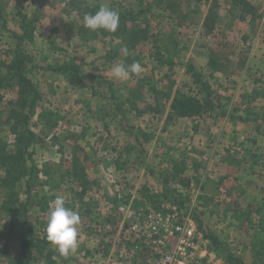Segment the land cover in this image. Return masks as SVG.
<instances>
[{"label": "rangeland", "instance_id": "374dc122", "mask_svg": "<svg viewBox=\"0 0 264 264\" xmlns=\"http://www.w3.org/2000/svg\"><path fill=\"white\" fill-rule=\"evenodd\" d=\"M99 1L117 11L148 8L145 19L129 21L126 25L128 29L146 28L149 38L127 48L125 56L121 51L126 47L125 42L86 29L83 15L92 12L76 8L69 0H0V78H6L0 87V144L5 151H15L19 145L23 147L25 142L21 135L26 130L30 129L35 135L28 147L29 156L25 151L24 162L19 163L23 174L18 180H13V174L8 176L6 166L0 163V224L5 230L0 237V264H18L22 216L9 212L4 202L10 196L25 201L28 177L32 199L27 204V215L37 234L32 232L30 238L35 242L42 240L38 250L28 252L31 264L78 263L77 252L61 257L46 240L48 213L57 196H64L65 206L79 212V238L81 234L89 238L90 233H94L101 213L104 218L112 217L122 228L129 226L125 239H137L142 230L148 229L152 219L163 221L176 207L181 216L189 214L202 235L209 233L217 238L215 248L224 262L234 255L245 264H264V259L255 255V245H263L261 239L264 240V224H259L264 208L256 212L252 207L258 201H262L259 205L264 207V135L261 136L264 134V99L250 100L254 94H264V0H247L255 8L251 6L243 12L225 6L228 2L240 5V0H174L178 5L174 13L167 10L164 4L167 0H163L161 6H155L158 4L154 0ZM87 2L90 9L96 0ZM209 7L215 13V24L212 32L207 33L202 22ZM12 33L19 35L21 41ZM235 48L250 54L244 71L235 63L229 66V69L235 67L230 75H225L229 70L213 74L202 68L210 51L230 54ZM193 52L198 56H193ZM16 54L23 60L24 74L38 94L32 110L29 104L33 91L23 94L26 106L22 112L29 115L26 122L10 115L12 108L19 109L14 101L21 95L17 82L6 77L13 73ZM121 61L126 65L139 62L141 73L124 82L115 79L111 69ZM64 66H70L71 71L59 70ZM193 80L219 85L215 90L221 89L223 92L218 94L223 97H227L229 88L231 95L236 96L229 110L233 107L234 112L250 120L246 128L238 123L236 129L247 135H259L247 136L246 143L250 146L246 149L237 147L236 143L229 144L226 160L223 159L227 163L222 169L214 163L209 170L204 163L199 166L202 173L198 172L190 157L196 158L189 150L182 153L185 158L176 160L180 153L174 148V121L168 126L160 119L149 120V132L144 123L141 124L144 120H140L139 111L120 106L121 110L116 112L113 108L112 96L116 99L131 96L144 101L150 98L148 92L172 96L175 83L182 85L181 91L198 95L201 91L191 85ZM228 81L230 86L225 85ZM134 86L139 90L129 93V87ZM161 87L164 90H159ZM225 116L228 115L216 116L217 125H221ZM161 128L162 132L169 130L155 136ZM241 151L245 156L242 159L238 158ZM214 154L215 161L219 162L218 154ZM74 157L81 164L77 163L84 173L86 188L72 173ZM237 159L243 160L239 168ZM176 166L181 177L193 175L194 180L187 187L174 181ZM239 169L243 172L244 184L238 176L237 180L229 178L230 174L239 173ZM212 178L217 181L211 192L200 193L202 182ZM141 179L143 183L135 188V183ZM245 184L248 187L245 188ZM176 189L183 196L174 194ZM132 192L144 195L142 205L134 207L133 217L123 222L122 210L130 213L133 205L125 198ZM113 193L117 195L115 202L109 199ZM110 204L113 207L110 208ZM119 238L125 240L122 234ZM82 249L86 250V260L84 263L80 259L78 264H105L94 260V256L101 257L106 264H123L120 258H114L115 263L108 261L111 252L97 256V253H86L88 248ZM121 255L123 253L119 257ZM150 263L153 264V260Z\"/></svg>", "mask_w": 264, "mask_h": 264}, {"label": "crops", "instance_id": "0c3cea01", "mask_svg": "<svg viewBox=\"0 0 264 264\" xmlns=\"http://www.w3.org/2000/svg\"><path fill=\"white\" fill-rule=\"evenodd\" d=\"M225 6H226V8L235 7V8H237V10L240 9V5L237 4V2H235L234 5L232 4V2H228V3H225ZM192 54H193V56H196L195 52H193ZM171 55H172V53H171ZM208 55L209 54H207V56H205L204 65L202 66V68L204 70L206 69L209 73L221 74V72H214L209 68V66H208ZM232 55H234V57ZM228 57L231 60V63L237 64L238 68H240V70H243V71H244V69H246V67L248 65L247 63L250 60V54H248L247 52H244V51H240L237 48H235V51L233 53L228 54ZM244 57H245L244 65L240 66L238 64V62L240 61V59H243ZM194 61H195V59H194ZM234 70H235V67L234 68L231 67L228 71V74H225V75L233 74L231 72H233ZM188 72H189V70H188ZM194 72H196V71H194ZM191 75H190V77H191ZM192 77H193V75H192ZM191 82H192L191 85L195 86V88H199L201 91V93H199L198 95L196 94V97L200 100V105H201L200 112L197 114H194L192 116H179V117H175L174 119L168 120L171 98H166V97H162L159 95H150V92H148V95L150 98H148L146 101L142 100L143 98L138 99V98H134L131 96L130 97L126 96L123 99H116L114 96H112V98H113L112 102L114 103L113 108L116 112H118V110L120 109V106L122 108H127V109L132 110V111L133 110L139 111L138 113H139L140 120H144V122L142 121L141 124L144 123V126L150 130L149 132H151V128L148 127L149 126V124H148L149 120L160 119L161 121H165V123L168 124V126H170L171 121H174V148H176L180 153V156L178 158H176V160H182L181 157L184 156V155H182V153L186 150H189L190 152L193 153V157L196 158V159H194V158L190 157V159L192 160V163H194L193 164L194 168L199 169L198 172H200V170H201V168L199 166H202L204 163L208 164L207 169H209V170H210V166L211 165L213 166L214 163H216L217 166L222 169V168H224V166L227 163L224 160H226V157H227L226 154L228 152L229 144L233 145V143L234 144L236 143L237 147L240 146V147H242V148L244 147L246 149L247 146H250L246 143V141L249 140V138L247 136H259V135L255 134V133H253L251 135H247V133H243V131L240 130L239 128L236 129L238 123L244 124V126L246 128L248 126V123L250 120L246 116H244L243 114H239V113L234 112L233 107L229 110L230 105L232 104V102L235 101V98H236L235 95H231L229 88H227V91H226L227 97H223V96H219V94H218V92H223L221 89L215 90V88H218L219 85H216V86L212 85L211 82H206L203 84L199 80L198 81L193 80ZM225 85L230 86L229 81L225 82ZM181 86L179 87L178 83H175L174 84V93L176 91L180 90ZM110 87H112L111 83H110ZM129 88H131V89H129V91H130L129 93H131V90H133V89L139 90L137 88V86L129 87ZM159 90H164V88L161 87V88H159ZM112 91H113V89H112ZM259 93H258V95L254 94V97L251 98L250 100L252 101L253 99H255V100L256 99L257 100L264 99V94H259ZM191 94L195 95V93H191ZM239 100H241V99H239ZM140 101H143V102H140ZM142 105H144V107H141ZM219 113H221L223 115L224 114L228 115V116H225L223 118V120L220 122L221 125L220 124L217 125V121H216V119L218 118V117L216 118V116L219 115ZM262 118L264 119V113L262 114ZM162 124H161V126L163 128ZM162 128L157 130V132L154 133L155 136L166 133L169 130V128H168L162 132ZM263 135L264 134H262L261 136H263ZM185 136H187V138H185ZM252 143H253V141H252ZM254 143H255V141H254ZM254 143H253V145H254ZM222 150H224L226 152H224ZM237 152H239V151H236V153ZM214 153L218 154L217 156H218L219 162H216L217 160L214 158V155H215ZM239 155L240 156L238 158H240V159L245 157V156H243L242 151ZM183 158H185V157H183ZM235 158H237V157H235ZM212 160H213V163H212ZM237 161H240V165H236L237 168H239L241 166V163H243V160L237 159ZM195 163H201V165L195 164ZM239 170H240V172L239 173L237 172L235 175H232L229 173L230 174L229 178H231L233 180H237L236 178L238 176L240 182L242 181L244 184V180L242 177L243 172H241V169H239ZM206 172L208 173V171H206ZM201 173H202V170H201ZM174 175L176 176L175 178H177L176 180H174V181H176L177 185H179L181 187L185 186L179 182V178H182L180 176V175H182V173H178L174 170ZM208 175H209V173L206 175V178ZM221 177L222 176L220 175V178ZM112 178H114V177L112 176ZM183 178H185V177H183ZM220 178L218 180H221ZM185 179H187L189 181V183L191 184V181L193 182L194 177H193V175L192 176L186 175ZM214 180L215 179H213V178L207 179V180L205 179L204 181H206V182H202V185L200 186V188H201L200 193H202V194L210 193L212 188L214 187L217 179H216V181H214ZM141 183H143L142 179L139 180L137 183H135V185H136L135 188L139 187ZM244 186L246 188L247 185L245 184ZM185 187H187V186H185ZM253 187H256V186H253ZM174 194H179L178 195L179 197L183 196V194L181 193V191H179V189H176L174 191ZM134 195H135V197H134ZM138 195H139V197H138ZM115 196H117V195L114 193L110 194L109 199L112 200L113 202H115L114 201ZM142 196H144V195L141 194L140 192H132L131 195H128V197L125 198L126 200H130L131 203L133 202V205H132L131 209H129L130 213H128L126 209L122 210V214H123L122 215L123 216L122 221L123 222L125 220L129 221V219L131 217H133V215L136 211L134 209V207H136V206L139 207L142 205V203L140 202V201H142L141 200ZM109 207L110 208L113 207V204H110ZM98 214H99V211L97 212V215ZM138 214L141 215L140 212H138ZM103 216L104 215H102L100 213V217L97 219V221H100L99 222L100 224H98V225H96V227H94V229H93L94 233L93 234L90 233L91 235L89 238L87 236H84V238H83V235L81 234L82 237L79 238L78 247L74 251V252H77L76 258H78V263H80L79 262L80 259H81V262L83 260L84 263L86 260V258H84L86 256V254H85L86 250L84 251L82 248H88V249L91 248V251H89L87 249L86 253L91 252L92 255H95V253H97V256H101L103 254L107 255L111 252L108 255V261L113 260V263H115L114 258L122 259L123 264H145L147 262H150L149 257H150V255L154 254L153 252H155L154 247L151 246V244L143 237V235L141 233H140L141 237L139 236V237H137V239L131 240V237H130V239H125L124 234L126 231L129 230V228H128L129 226L122 228V225H118L117 223L115 224L114 219L112 217H110L109 215H106L105 218ZM135 220H137V219H135ZM120 234H122V238H124L125 240L119 238ZM141 239H143V241ZM140 243H143V244L140 245ZM121 253H123V255H121V257H119V255ZM94 260H101L105 264L107 263L101 257H98L96 259L94 256Z\"/></svg>", "mask_w": 264, "mask_h": 264}, {"label": "trees", "instance_id": "16d2710c", "mask_svg": "<svg viewBox=\"0 0 264 264\" xmlns=\"http://www.w3.org/2000/svg\"><path fill=\"white\" fill-rule=\"evenodd\" d=\"M154 1H155V4H158L155 6H161L159 4L163 0H154ZM196 1H199V0H196ZM239 2L241 4H240V9L238 11L242 10V12H243V11L247 10L248 7L252 6V3L247 1V0H240V1H238V3ZM69 3L73 6L75 5L76 8L78 7V8H81V10L91 11L92 13H95L98 10V8L102 5L99 0H96L95 6L88 9L87 8V4H88L87 0H69ZM164 4H165L167 10H170L172 13H174V9L178 7V5L176 4V2L174 0H167V2H165ZM109 8H112V7H109ZM252 8H255V7L252 6ZM112 9H114V8H112ZM133 9H135L136 11H133ZM147 9H145V8L141 9L139 7L138 8L132 7V9L128 8L125 11L119 10L118 12L120 15V25H119L118 29L116 30V32L115 33H109L107 31H103V30H98L97 32L103 36H110L111 38H117L122 42L124 41L126 44L125 45L126 48H129L130 46H133L138 41L140 42L143 39L149 38L148 33L146 31V28H142L139 30L128 29V27L126 25L129 21L134 22V21H137V19H145ZM212 9L213 8H211V7L208 8V12H207V14H206V16L202 22L203 28H205V31L207 33L212 32V30L214 28V24H215V13H214V11H212ZM0 19H2L1 15H0ZM12 35L16 38L17 41H21V37L19 35H17L16 33H12ZM168 56H171V53H168ZM16 60H17L16 63H14V65H13V73L6 75V77L12 78L13 81H15V83L17 82V84L19 86V93L21 95L16 99V101H14V104L19 106V109L12 108L10 110V115L14 116V118H18L17 116H19L24 122H26L29 115H28V113L24 114L22 112L24 107L26 106L23 94L30 92V91H33L34 95L30 99L29 110H32V107L34 105V101H35L36 96L38 94L36 93V87H34L32 85V82L30 81V79L25 76V74H24V63L18 54H16ZM244 62H245V57L243 59H240L238 64L240 66H243ZM230 65H231V60L229 59L228 54L223 53V52L210 51V53L208 55V66L212 71L226 73L229 70ZM69 68H71V67L70 66H64V67H60L59 70L70 72L71 70ZM72 71H76V69H72ZM5 79H6L5 77L0 78V87L4 83ZM164 95L166 98H171L168 120L174 119L175 117H179V116H192V115L200 112V109H201L200 100L196 97V94L192 95L191 93H188V92L186 93L184 91L178 90L172 96L169 93H165ZM21 136H23L25 143H24L23 147H21L19 145V147H17L15 151H5V149L3 148V145L0 144V163H3L6 166L8 176L13 174V177H14L13 180H16V179L18 180L20 178V176L23 174V171H21L22 169H20L19 163L24 162V152L25 151H26V154H28V156H29L28 147L31 144V141L35 135H34L33 131L28 129V130H26L24 135H21ZM252 155L256 156V154H252ZM77 161H78V159H76V157H74L72 173L76 178H78V180H80L82 187L86 188L84 173L82 172V169L77 164V163L80 164V162H77ZM9 165H10V167H9ZM176 172H179V171H177V166H176ZM31 173H32V170L30 171V176H31ZM173 176L176 177L175 175H173ZM13 180H11V181H13ZM29 180H30V177H28L26 179V188H25L26 189V198H25L24 202L17 201L16 199H13L14 197H12V196L8 197L6 202H4V203H6V209L10 210V211L8 210L9 212L13 213L14 215L22 216V220L19 221L18 264H31V261L28 257L29 256L28 252L32 251L34 248L38 250L40 248L41 242H42V240H39V239H36L37 242H35V241H33L34 240L33 237H32V239L30 238V235H32V232H33V235H35V236H37V234H35L34 227L30 223L29 216L27 215V213H28L27 204H29V202L32 199L31 187H30V181ZM179 182L185 186H187L189 184V181L183 177L179 179ZM17 202H18V204H17ZM260 202H262V201H259V202L255 203L254 205H252L253 208H256V212L260 211V210H262V208H264L262 205H259ZM13 204H14V206H13ZM246 215L248 216L249 212ZM260 217H261V220H260L261 222H259V224H264V210L261 211ZM262 229L264 230V225H263ZM4 232H5V230H3V228L1 227V224H0V237L3 236ZM205 234H206L205 237H208V238L213 240V242L211 241L212 245L215 241H217V238L214 235L209 234V233H205ZM261 240H262L261 242H263V245H264V240L263 239H261ZM214 245H215V243H214ZM263 245L262 244L255 245V247H256L255 255H257V257L260 260L264 259V253H263L264 250L262 249ZM214 247H216V245ZM257 257H256V260H257ZM8 264H11V262H9ZM145 264H151V263L147 262ZM224 264H245V263H243V261L240 260L239 258L232 255V256L227 258V260H226V262H224Z\"/></svg>", "mask_w": 264, "mask_h": 264}, {"label": "built area", "instance_id": "2783aa9c", "mask_svg": "<svg viewBox=\"0 0 264 264\" xmlns=\"http://www.w3.org/2000/svg\"><path fill=\"white\" fill-rule=\"evenodd\" d=\"M164 218L152 219L148 229L142 230L143 237L154 247V256L150 257L153 264H224L189 214L181 216L174 207Z\"/></svg>", "mask_w": 264, "mask_h": 264}, {"label": "clouds", "instance_id": "9594fccd", "mask_svg": "<svg viewBox=\"0 0 264 264\" xmlns=\"http://www.w3.org/2000/svg\"><path fill=\"white\" fill-rule=\"evenodd\" d=\"M83 25L92 32L98 30L115 33L120 25V15L115 9L101 5L95 13H85ZM125 56L128 49L122 48ZM142 71L141 64L134 61L126 65L122 61L114 65L111 75L121 81H128ZM64 196H57L51 204L45 229L47 242L56 249L61 257H69L79 244V226L81 223L78 211L65 206Z\"/></svg>", "mask_w": 264, "mask_h": 264}]
</instances>
